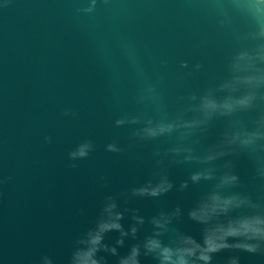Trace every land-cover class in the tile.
I'll return each mask as SVG.
<instances>
[{"label":"water","instance_id":"water-1","mask_svg":"<svg viewBox=\"0 0 264 264\" xmlns=\"http://www.w3.org/2000/svg\"><path fill=\"white\" fill-rule=\"evenodd\" d=\"M222 2L224 13L214 10V0H113L90 16L77 12L85 0H0V178L12 177L0 185V264H41L45 255L65 264L72 240L93 224L103 197L149 178L151 162L105 151L113 138L127 144L128 129L114 121L135 107L137 64L163 75L173 101L222 78L244 28ZM185 60L204 69L181 84L177 73L186 71L179 67ZM68 108L75 118L64 115ZM85 139L94 141L95 151L73 168L68 153ZM251 167L241 158L236 171L254 193ZM103 175L108 188L100 186ZM187 177V168L174 167L170 179L177 187L167 196L122 207L151 217L179 205L184 215L176 227L202 242L203 226L187 212L203 187L179 191ZM123 223L127 227L130 216ZM150 232L145 224L141 239ZM118 236L109 233L107 241ZM134 243L128 240L121 255ZM231 256H239L240 264H264V256L240 251L219 252L213 264H227ZM107 259L117 264L116 257ZM141 264L156 261L141 257Z\"/></svg>","mask_w":264,"mask_h":264},{"label":"clouds","instance_id":"clouds-1","mask_svg":"<svg viewBox=\"0 0 264 264\" xmlns=\"http://www.w3.org/2000/svg\"><path fill=\"white\" fill-rule=\"evenodd\" d=\"M113 0H85L78 13L94 15ZM214 10L224 13L222 0H214ZM227 7L244 24L237 33V47L228 57L226 74L213 80L202 90L187 91L170 100L163 75L149 72L137 64L135 107L121 112L114 121L118 129H128L127 144L113 138L105 145L107 153L132 154L139 164L151 162L149 178L139 186L116 194H106L90 227L72 240L65 264H141V257H152L156 264H213L222 251H240L264 256V0H227ZM225 23L222 21V24ZM163 66L167 61H161ZM177 73L183 84L204 69L197 62L182 61ZM65 116L76 117L68 108ZM51 144L53 138L46 136ZM91 139L81 141L68 153L71 167L86 160L95 151ZM141 151L135 152L134 150ZM144 149H149L146 153ZM241 158L251 163L248 190L236 171ZM174 167L188 169V177L178 190L203 187L188 218L203 226L202 242L176 227L184 215L178 205L145 217L139 209L122 207L136 199L159 200L177 186L170 179ZM12 179L0 178V185ZM100 186L109 187V177H100ZM78 214L84 216L85 209ZM130 216L126 227L123 221ZM145 224L150 234L141 239ZM119 234L114 243L109 233ZM134 240L125 255L120 249ZM41 264H55L45 255ZM227 264H240L239 256H231Z\"/></svg>","mask_w":264,"mask_h":264}]
</instances>
